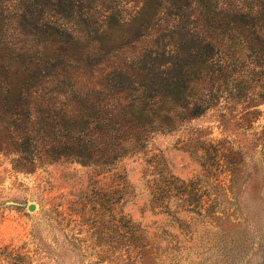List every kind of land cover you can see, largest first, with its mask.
I'll return each instance as SVG.
<instances>
[{
	"label": "trees",
	"instance_id": "1",
	"mask_svg": "<svg viewBox=\"0 0 264 264\" xmlns=\"http://www.w3.org/2000/svg\"><path fill=\"white\" fill-rule=\"evenodd\" d=\"M243 66L264 103V0H0V152L106 169L239 95ZM171 180L162 197H197Z\"/></svg>",
	"mask_w": 264,
	"mask_h": 264
},
{
	"label": "rangeland",
	"instance_id": "2",
	"mask_svg": "<svg viewBox=\"0 0 264 264\" xmlns=\"http://www.w3.org/2000/svg\"><path fill=\"white\" fill-rule=\"evenodd\" d=\"M242 69L239 95L106 169L59 159L24 172L0 152V264H264V103ZM171 179L197 197H162Z\"/></svg>",
	"mask_w": 264,
	"mask_h": 264
},
{
	"label": "water",
	"instance_id": "3",
	"mask_svg": "<svg viewBox=\"0 0 264 264\" xmlns=\"http://www.w3.org/2000/svg\"><path fill=\"white\" fill-rule=\"evenodd\" d=\"M28 209L29 210H33L34 209V205L33 204L29 205Z\"/></svg>",
	"mask_w": 264,
	"mask_h": 264
}]
</instances>
